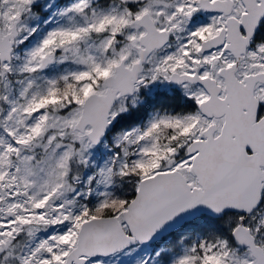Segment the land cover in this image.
Returning a JSON list of instances; mask_svg holds the SVG:
<instances>
[{
  "label": "snow or ice",
  "instance_id": "1",
  "mask_svg": "<svg viewBox=\"0 0 264 264\" xmlns=\"http://www.w3.org/2000/svg\"><path fill=\"white\" fill-rule=\"evenodd\" d=\"M0 264H264V0H0Z\"/></svg>",
  "mask_w": 264,
  "mask_h": 264
}]
</instances>
